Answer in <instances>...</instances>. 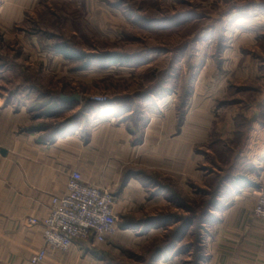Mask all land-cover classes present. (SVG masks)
Instances as JSON below:
<instances>
[{
    "label": "rangeland",
    "instance_id": "obj_1",
    "mask_svg": "<svg viewBox=\"0 0 264 264\" xmlns=\"http://www.w3.org/2000/svg\"><path fill=\"white\" fill-rule=\"evenodd\" d=\"M38 6L15 31L0 26V95L27 84L37 89L28 97L37 98L63 84L64 93L86 103L69 112L71 125L85 115L124 118L135 143L141 137L147 143L135 170L143 186L129 190L133 212L122 211L119 224L145 235L174 226L135 244L151 264H207L220 213L254 204L264 185V155L257 159L264 125L254 117L264 124V0H39ZM56 46L75 58L49 54ZM233 179L254 185L234 188ZM186 218L190 239L182 241L183 229L175 251L155 257Z\"/></svg>",
    "mask_w": 264,
    "mask_h": 264
},
{
    "label": "crops",
    "instance_id": "obj_2",
    "mask_svg": "<svg viewBox=\"0 0 264 264\" xmlns=\"http://www.w3.org/2000/svg\"><path fill=\"white\" fill-rule=\"evenodd\" d=\"M38 5L39 0H0V26L15 31ZM30 21L37 23L35 19ZM48 53L61 57L68 51L56 46ZM21 87L0 95V264H31L33 256L45 248L42 227L29 221L48 216L51 198L66 192L73 171L80 172L92 186L116 189L114 209L119 217L122 211L126 215L133 212L128 205L132 201L129 190L143 186L136 167H142L140 150L147 139L141 137L135 143V132L124 118L85 115L64 126L69 112L86 104L83 99L74 106L60 102L58 97L69 95L64 93L63 84H51L50 91L37 98L28 97L37 89L27 84ZM256 116V123L262 127L263 121L259 114ZM153 123L151 119L141 133L146 136ZM185 127V122L180 125L179 135ZM191 144L183 148L191 151ZM260 149L257 159L264 155L262 146ZM245 181L237 180L232 185L238 188ZM245 184H249L248 189L254 185ZM257 198L247 208L234 206L220 213L210 232L207 264H264V223L254 215ZM123 225L119 224L116 236L104 244L90 239L75 241L68 252L51 250L45 264H151L136 252L135 244L174 229L161 225L165 227L150 229L145 235L140 228ZM191 231L192 226L182 241L190 239ZM168 264H177L176 259Z\"/></svg>",
    "mask_w": 264,
    "mask_h": 264
},
{
    "label": "built area",
    "instance_id": "obj_3",
    "mask_svg": "<svg viewBox=\"0 0 264 264\" xmlns=\"http://www.w3.org/2000/svg\"><path fill=\"white\" fill-rule=\"evenodd\" d=\"M262 175L264 167L261 168ZM254 209L255 218L264 223V185L259 188ZM115 195L108 189L92 186L82 174L73 171L64 194L51 198L48 216L31 219L32 226H41L45 248L31 259V264H45L49 251L68 252L75 241L94 239L104 244L119 231L115 213Z\"/></svg>",
    "mask_w": 264,
    "mask_h": 264
},
{
    "label": "trees",
    "instance_id": "obj_4",
    "mask_svg": "<svg viewBox=\"0 0 264 264\" xmlns=\"http://www.w3.org/2000/svg\"><path fill=\"white\" fill-rule=\"evenodd\" d=\"M179 21V18H176V19H174L173 20V23H175V22H178ZM160 24H161V22H160ZM67 49V48H66ZM67 51H70V49H67ZM69 53V52H68ZM66 56H67V58H69V59H73V58H75V55L74 54H66ZM84 60H85V58H86V56L84 57H82ZM109 60H111L112 61V59H110L109 58ZM58 100L60 101V102H62V103H64V104H67V103H65V102H63L62 100H61V98H59L58 97ZM70 124V122H66L65 124H64V126H67V125H69ZM71 125V124H70ZM235 181H237L236 179H233L232 180V183H235ZM235 186V185H234ZM233 186V187H234ZM227 192V191H226ZM177 219V218H176ZM170 220L171 219H161V223L163 224V223H165V222H170ZM178 220V219H177ZM183 219H181V221H182ZM184 221V224L185 225H182V226H180V228H178L177 230H176V232H175V235H174V239L173 240H171L169 243H167L166 245H164V246H162L160 249H158L156 252H155V257H162L165 253H168V252H170L171 250H173V248H174V246H175V243H176V241H178V239L179 238H181V235L183 234V229H185L184 230V233L186 232V229H187V225L188 224H190L191 222V219H189V218H186V219H184L183 220ZM168 224V223H167ZM166 224V225H167ZM127 225H129V224H126V226ZM123 226H125V225H123ZM190 226V225H189ZM188 226V227H189Z\"/></svg>",
    "mask_w": 264,
    "mask_h": 264
},
{
    "label": "water",
    "instance_id": "obj_5",
    "mask_svg": "<svg viewBox=\"0 0 264 264\" xmlns=\"http://www.w3.org/2000/svg\"><path fill=\"white\" fill-rule=\"evenodd\" d=\"M60 98L67 104H79L82 100L79 94H75L73 96L62 95Z\"/></svg>",
    "mask_w": 264,
    "mask_h": 264
}]
</instances>
